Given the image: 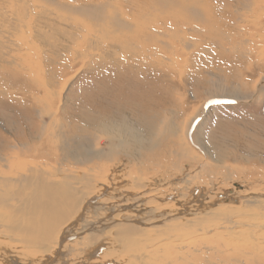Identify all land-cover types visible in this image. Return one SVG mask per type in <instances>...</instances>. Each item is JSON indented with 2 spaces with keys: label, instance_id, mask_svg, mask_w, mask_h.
Here are the masks:
<instances>
[{
  "label": "bare ground",
  "instance_id": "6f19581e",
  "mask_svg": "<svg viewBox=\"0 0 264 264\" xmlns=\"http://www.w3.org/2000/svg\"><path fill=\"white\" fill-rule=\"evenodd\" d=\"M190 9L197 22H210L206 34L219 42L216 52L226 65L220 74L234 83L228 86L258 93L264 80V0H0L1 56L33 78L44 62L61 60L64 50L73 61L91 55L122 70L165 67L181 76L187 65L180 67L178 57L201 48L194 36L204 33V26L188 21ZM178 29H184L182 37ZM161 36L181 47L173 45L172 57H164L169 62L160 67L155 39ZM189 125L176 131L181 139ZM45 128L38 126L33 139L41 142ZM26 132L1 135L0 264H264V187L241 192L237 206L216 208L215 201L192 200L182 187L169 188L166 181L173 171L181 173L184 160L199 162L184 140L174 154L177 162L148 158L151 143L143 128L131 120L102 125L96 143L86 147L88 157L68 166L39 149L40 143L32 145ZM133 140L140 148L147 144L145 157L126 153ZM181 181L191 186L187 178ZM73 235L77 240L69 241Z\"/></svg>",
  "mask_w": 264,
  "mask_h": 264
},
{
  "label": "rangeland",
  "instance_id": "374dc122",
  "mask_svg": "<svg viewBox=\"0 0 264 264\" xmlns=\"http://www.w3.org/2000/svg\"><path fill=\"white\" fill-rule=\"evenodd\" d=\"M231 4L233 3H227L229 6ZM189 16L188 21L192 25L204 26V33L194 36L201 48H194L196 50H191L192 53L187 50L184 55L177 56L180 67L187 65L181 76L165 67V72L155 67L153 72L146 71L143 67L137 72L122 70L114 67L111 61L103 60L105 63L99 60L100 57L91 59V55L73 61L64 50L61 60L60 56H55L54 63L44 62L39 72L34 70L33 75L36 76L33 78L21 67L8 66L4 59L6 56H1L0 48V145L3 143L2 134L11 130L15 134H23L27 128L25 137H29L32 145L40 143L39 149L64 160L68 166H73L72 163L88 157L86 147L96 143V132L100 126L113 127L116 123H128L131 120L134 127L143 128L149 138L147 143H151L148 146L151 152L148 158L156 154L155 158L163 160L168 156L172 162H177L174 161V154L180 150L179 144L183 140L198 154L197 165V161L194 164L190 159L184 160L181 173L173 171L166 181L170 183L169 188L182 187L192 200L203 203L215 201L208 203H212L213 208L220 205L237 206L243 200V193L263 190L264 80L259 84L258 93H246L245 90L238 91L235 86H228L234 83L225 82L226 78L220 74L226 65L222 63L225 59L222 54L216 52L220 48L216 45L219 42L216 43L217 39L206 34V25L210 22H197L198 16H194L191 9ZM59 26H63L60 20ZM184 29H178L181 37ZM170 37L155 39L157 54L163 56H159L157 65L160 67L169 62L166 58L172 57L173 45L180 50V43H173L174 39ZM65 39H61L63 47L68 45ZM185 42L191 41L185 38ZM211 73H216V76ZM220 95H225V99ZM52 110L56 113L50 117ZM41 111L47 112L42 119L39 117ZM185 122L190 125L185 137L181 139V133L176 131L183 128ZM43 123L46 128L43 140L39 142L33 139V135H37V127ZM172 134L177 135L169 136ZM130 144L133 145H125L128 155L139 153L141 159L149 153L143 150L147 147L146 143H142V148L136 140ZM171 146L174 150L166 155L164 151L168 147L171 149ZM122 160L127 161V155ZM191 172H194V176ZM195 176L198 179H193ZM184 177L192 181L191 186L182 183ZM186 188H189V192ZM170 190L175 192L174 189ZM76 235L69 241L77 240Z\"/></svg>",
  "mask_w": 264,
  "mask_h": 264
}]
</instances>
